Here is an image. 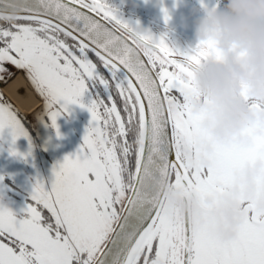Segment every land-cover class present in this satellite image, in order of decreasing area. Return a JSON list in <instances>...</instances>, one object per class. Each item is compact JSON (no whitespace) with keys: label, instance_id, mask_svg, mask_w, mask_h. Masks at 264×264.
<instances>
[{"label":"snow or ice","instance_id":"1","mask_svg":"<svg viewBox=\"0 0 264 264\" xmlns=\"http://www.w3.org/2000/svg\"><path fill=\"white\" fill-rule=\"evenodd\" d=\"M221 56L212 41L171 48L107 0H3L0 73L8 63L25 70L54 127L69 104L91 119L51 186L34 185L27 218L0 206V264H264V212L255 205L223 240L206 208L192 222L152 195L162 174L185 192L214 195L264 159V124L244 130L248 145L219 142L187 103L193 65ZM22 125L0 104V131L11 128L15 140L27 134Z\"/></svg>","mask_w":264,"mask_h":264},{"label":"flooded vegetation","instance_id":"2","mask_svg":"<svg viewBox=\"0 0 264 264\" xmlns=\"http://www.w3.org/2000/svg\"><path fill=\"white\" fill-rule=\"evenodd\" d=\"M193 1L196 2V0ZM201 1L203 0H199L198 2ZM206 2H208L207 6L196 3L197 7H193L188 13L179 14L177 27H174L171 21L168 23L164 22L163 24L157 23L147 15L145 16L137 12L130 13L115 5H111L109 2L107 3L115 8L118 15L133 28L142 29L143 32L150 34L154 39L163 37L169 47L186 52L196 47L193 37H195L196 23L201 14V10L204 7H219L221 5V0H206ZM222 58L223 56H221L219 60L214 58L212 60L220 61ZM93 59H95V57H93ZM195 66L196 65H193L194 72ZM4 67L7 70L0 73V104L11 105L18 115H26V113H29V115H26V119L27 122L30 123L28 131H30L31 128L32 132H29L31 133L30 135L24 129L27 134L21 135L15 140H13L11 128H5L2 130L3 133H0V142H2V145H4L6 149L5 153L4 149L0 146V196L8 197L10 195L9 197L13 199L12 202L14 204L18 203L16 200L18 199L23 200L25 205H27L28 201H31V196L29 194L33 191L34 187L32 186L31 176H29L30 171L34 174L48 172L51 166L50 163L55 164L49 158L50 152L59 154L60 159L57 161V164L63 163L66 156L72 155L71 152L77 153L83 143V136L89 125L91 116L86 108H81L78 104H69L66 111L60 110L61 115L57 118L56 127H54L47 109H44L45 101L28 78V74L24 72L23 69H18L9 63L5 64ZM17 78L24 80H20L18 81V85H11L10 87V90H12L14 97H17V100L21 101V88L31 90L30 93L25 94L26 100H22L25 103V107L21 109L13 101L12 97L6 95L3 91L4 84L8 83L9 80L12 82ZM242 88H244L243 85ZM33 91L36 93V98L31 100ZM30 94H32L31 97H29ZM241 96L250 108L258 112H264V105L256 102L254 98L249 97L246 89L241 92ZM196 98H198V94L195 88V92L187 101L194 115H198V113L193 112L191 105L192 101ZM89 99L90 94L86 93L82 98V102L87 104ZM200 99L203 100V98ZM204 103H206V100ZM57 129L59 130V135L57 134ZM242 135L244 139H246V142L250 140V137L245 135L244 132ZM6 140H8V144L4 143ZM12 151H14L16 155L12 156L7 154H12ZM22 168H25L26 172L23 171ZM41 181L45 182L43 180ZM170 191V210L180 215L177 190H175L172 184L170 185ZM6 192H8L9 195H7ZM13 208L10 209L13 210ZM193 212L195 211L192 210L191 221L195 222L197 217ZM16 217L17 219H23L18 215H16Z\"/></svg>","mask_w":264,"mask_h":264},{"label":"clouds","instance_id":"3","mask_svg":"<svg viewBox=\"0 0 264 264\" xmlns=\"http://www.w3.org/2000/svg\"><path fill=\"white\" fill-rule=\"evenodd\" d=\"M195 37L214 42L223 58L195 66L198 98L192 101V110L207 113L204 127L216 139H243L247 127L264 121V112L250 108L241 96L246 89L249 97L264 105V0H221L219 7H204ZM223 214L229 229L221 236L230 240L240 223L239 208L233 205Z\"/></svg>","mask_w":264,"mask_h":264},{"label":"water","instance_id":"4","mask_svg":"<svg viewBox=\"0 0 264 264\" xmlns=\"http://www.w3.org/2000/svg\"><path fill=\"white\" fill-rule=\"evenodd\" d=\"M2 6L3 0H0V7ZM97 19L99 18L97 17ZM101 22L105 23L104 21ZM109 27L111 26L109 25ZM206 102L208 103V101ZM255 123L264 124V121H256ZM201 127L204 128L214 140L219 142H227L235 138L241 145H248L251 143V140L246 142V139H237L236 137L226 141H220L211 135L209 129L204 126ZM0 146L4 149L2 142H0ZM13 153L14 151H12V154H7L13 156ZM169 178L170 176L163 174L157 177L152 191L154 198L162 200V202L167 201L166 190L169 185ZM180 196V201H182V206L181 208L179 207L180 216L191 221L192 211H190V208L191 202H193L198 218L202 222L203 208H206L209 212V217L214 225L216 234L223 239L221 233L229 229L227 218L223 214L224 210L233 205L238 206L240 223L242 222L243 209L245 205H255L257 211L264 212V159H257L256 161L248 163L238 169L234 174V178L230 186L224 187L221 191L214 195L202 196L200 193L195 191L185 192L183 190L182 193H180ZM240 223L235 226V234L232 239L235 237L236 229L239 227Z\"/></svg>","mask_w":264,"mask_h":264},{"label":"rangeland","instance_id":"5","mask_svg":"<svg viewBox=\"0 0 264 264\" xmlns=\"http://www.w3.org/2000/svg\"><path fill=\"white\" fill-rule=\"evenodd\" d=\"M198 1L199 0H196V2H194L193 0H107V2H109L111 5H115L122 10H126L127 12H137L145 16L147 15L151 19H154L157 23L159 22L163 24L164 22L168 23L169 21H171L174 27H177V20L179 19L178 15L188 13L189 10L193 9V7H197L196 3L201 4L202 6H207L208 2H206V0H203L201 2ZM165 10L168 17L167 20H165ZM193 39L196 45L198 43H201L195 37H193ZM24 72L26 71L24 70ZM71 154L74 155L75 152H71ZM49 158L55 164L50 163L51 166L48 172L34 174L32 171H30L29 176H31L32 186H34L37 181L41 180L45 181L43 183L46 187L51 186V183L54 179L53 170L54 168H58L59 164H57V161H59L60 156L58 153L50 152ZM230 184L228 186H230ZM32 192L29 194L30 196L32 195ZM6 194L9 195L8 192H6ZM9 196H0V206L7 207L9 209L14 207L13 210L10 209L14 214L16 213V215L20 216L21 218H27V213L24 211L27 205H25L24 201L14 198L18 201V203L14 204L12 202L13 199H11ZM28 203L30 202L28 201ZM193 213L197 216L196 212ZM195 222L201 221L198 218V220H196Z\"/></svg>","mask_w":264,"mask_h":264},{"label":"bare ground","instance_id":"6","mask_svg":"<svg viewBox=\"0 0 264 264\" xmlns=\"http://www.w3.org/2000/svg\"><path fill=\"white\" fill-rule=\"evenodd\" d=\"M20 80H22V81H24L23 79H21V78H17V79H15L14 81H12V82H10V80H9V82H10V84H9V82L8 83H6V84H4L3 85V91L5 92V94L6 95H8V96H10V97H12V99H13V101L16 103V105L21 109V108H24L25 107V103L22 101V100H26V96H25V94H28V93H30V89H27V88H21L20 90H21V92H20V98H21V101H19V100H17V97L15 98L14 97V95H13V92H12V90H10V87H11V85H18V81H20ZM9 84V85H8ZM7 96V97H8ZM32 96V94H30L29 95V97H31ZM9 98V97H8ZM34 98H36V93L33 91V96H32V99H34ZM31 99V100H32ZM207 103V102H206ZM26 114H29V113H26ZM198 115H200V116H202L203 117V119H202V121H201V126H204V121L207 119V113L206 112H200V113H198ZM19 117L22 119V121H23V125H22V127L25 129V131L27 132V133H29V132H32L31 131V128H30V131H28V129H29V127H30V123H28L27 122V119H26V115H24V114H19ZM26 121V122H25ZM28 123V124H27ZM0 133H3L2 131H0ZM30 135H31V133H29ZM237 139H238V137H236ZM240 139V138H239ZM8 142V140H6V141H4V143H6V144H8L7 143ZM3 147H4V145H3ZM4 152L6 153V149H5V147H4ZM22 170L23 171H25L26 172V170H25V168L23 169L22 168ZM170 185H171V178H169V185H168V187H167V194H166V200L167 201H163L164 202V205L166 204V207L168 208V209H170V203H171V201H170ZM175 190H177V199H178V201H179V207L181 208V206H182V201H180V193H182V189H180V188H176L175 187ZM190 199H191V196H190ZM195 211V209H194V205H193V202H191V208H190V211ZM195 212H197V211H195ZM198 216V215H197ZM196 216V217H197ZM191 217H192V214H191ZM197 220H198V217H197Z\"/></svg>","mask_w":264,"mask_h":264},{"label":"crops","instance_id":"7","mask_svg":"<svg viewBox=\"0 0 264 264\" xmlns=\"http://www.w3.org/2000/svg\"><path fill=\"white\" fill-rule=\"evenodd\" d=\"M26 115H29V114H26Z\"/></svg>","mask_w":264,"mask_h":264}]
</instances>
